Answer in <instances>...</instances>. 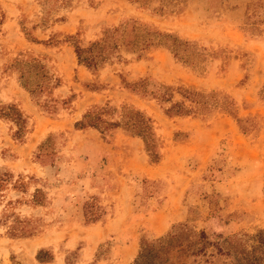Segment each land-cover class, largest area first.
Returning a JSON list of instances; mask_svg holds the SVG:
<instances>
[{
	"label": "rangeland",
	"instance_id": "obj_1",
	"mask_svg": "<svg viewBox=\"0 0 264 264\" xmlns=\"http://www.w3.org/2000/svg\"><path fill=\"white\" fill-rule=\"evenodd\" d=\"M0 18V107L13 103L27 116L18 134L0 118V169L12 174L0 191V264H131L142 235L161 236L180 222L212 239L264 230V0H0ZM128 18L188 40L196 63L160 46L140 57L122 50L95 73L78 63L74 39L88 43ZM20 53L60 79L53 112L42 106L45 95L38 105L20 84L12 67ZM143 78L150 89L173 87V101L179 87L228 95L236 117L220 108L167 116L156 99L126 87ZM106 102L152 118L157 163L140 137L120 128L103 139L74 127ZM90 195L104 213L86 223ZM16 216L35 234H10ZM39 249L53 259L39 262ZM199 264L230 263L217 255Z\"/></svg>",
	"mask_w": 264,
	"mask_h": 264
},
{
	"label": "trees",
	"instance_id": "obj_2",
	"mask_svg": "<svg viewBox=\"0 0 264 264\" xmlns=\"http://www.w3.org/2000/svg\"><path fill=\"white\" fill-rule=\"evenodd\" d=\"M146 4L148 0H131ZM261 20V22H263ZM1 23V18H0ZM257 23V22H255ZM260 34L261 30H257ZM72 39L73 36H69ZM32 41H35L32 39ZM38 42V41H37ZM77 61L88 70L95 73L112 58L120 57L122 50L133 52L137 57L152 47H164L183 63H196L199 53L194 44L178 36L160 31L154 26L128 18L116 25L105 27L99 38L88 43L78 39L71 42ZM12 67L18 73V80L22 87L38 102L45 95L47 98L42 106L53 112L55 104L59 102L54 97V90L60 86V79L50 74L45 63L32 55L20 53L14 60ZM147 78L126 84V87L140 97L156 99L167 116H187L192 113L202 114L213 108H220L232 116L234 100L223 95L218 97L216 92H203L188 88H177L180 100L173 101L174 88L165 84H156L149 88ZM95 89V88H90ZM70 97H73L71 95ZM67 102V101H66ZM168 103V106L166 104ZM6 118L17 125L15 134H18L27 120L26 114L18 105L9 103L0 107V118ZM236 117V116H235ZM76 129H96L103 139L111 135L112 131L120 128L127 134L140 137L143 140L144 150L150 163H157L160 159L159 138L154 129L152 118L145 111L129 104H122L120 109L109 105H93L88 108L81 119L75 122ZM49 139V136L48 138ZM46 139V140H47ZM45 144V143H44ZM43 146V143L41 144ZM0 169V191L7 185L12 174ZM40 189H35L33 198L36 205L45 201L38 195ZM84 203V220L86 223L98 221L104 211L101 205L95 203L96 196L90 195ZM29 220L16 221L10 227V234L18 236H31L35 234L34 226ZM225 256L230 264H264V230L259 229L254 234L233 233L223 238L212 239L204 230H196L187 222L174 224L166 234L148 238L145 235L139 240V250L131 264H199L203 256ZM39 262H50L53 254L44 249L36 253Z\"/></svg>",
	"mask_w": 264,
	"mask_h": 264
}]
</instances>
